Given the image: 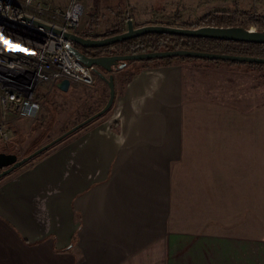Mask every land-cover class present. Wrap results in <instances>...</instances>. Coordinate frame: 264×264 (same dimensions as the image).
<instances>
[{
  "label": "crops",
  "instance_id": "obj_1",
  "mask_svg": "<svg viewBox=\"0 0 264 264\" xmlns=\"http://www.w3.org/2000/svg\"><path fill=\"white\" fill-rule=\"evenodd\" d=\"M90 9L81 36H101L119 24L103 26L105 14L93 13L92 22ZM155 63L114 72L116 96L107 114L0 181V264H264V197L256 182L264 175V136L256 137L252 154L241 155L236 150L247 147L232 152L235 140L191 133L192 95L213 91L225 103L234 94L249 96L248 105L258 109L257 70ZM203 70L222 81H200L201 92L187 79ZM74 84L96 94L85 119L106 105L103 80L91 88ZM21 120L12 126L20 130ZM234 159L245 160L244 167L227 168ZM243 174L256 193L241 199L229 181Z\"/></svg>",
  "mask_w": 264,
  "mask_h": 264
},
{
  "label": "rangeland",
  "instance_id": "obj_2",
  "mask_svg": "<svg viewBox=\"0 0 264 264\" xmlns=\"http://www.w3.org/2000/svg\"><path fill=\"white\" fill-rule=\"evenodd\" d=\"M67 1L68 0H53V3L61 4ZM81 2L85 7V11L87 4H90V18L93 17L91 16L92 13L96 16L105 14L106 18L102 23L103 26H110L112 23L116 22L120 25L123 24L125 29L126 21L129 19L133 20L134 24L138 27L153 24L183 27L184 25L198 24L206 15L221 12L249 13L250 16L254 18L264 17V4H257L254 0H81ZM110 21L112 23H110ZM250 26L257 27L258 31H264V25L260 23L248 24L247 28ZM175 62L181 63L179 61ZM193 62L197 64H214V62L200 60ZM237 67L242 73L249 72L248 70H254L246 65ZM237 67L234 68L237 69ZM255 70H257V72H254L256 74L253 76H258V84L260 87L256 102L260 104L258 109L255 110L254 105H248L249 96L246 97L242 95L240 97H233L235 96L234 94L228 96L227 103H225L226 98H224V101L217 102L216 98L220 99L221 95L217 96L212 90L211 95L204 94L203 97L198 94L192 95L193 111L197 112V116L194 118L193 123V125H195L194 133H191L211 137L215 134L216 136H223L227 142L235 140L233 142L234 149L232 152L236 150V147L244 145L247 147L248 151L245 152L246 149H243L245 151L239 152V148L236 150V152L238 151L237 154H252L254 152L253 145L255 144L256 137L259 138L264 136V68ZM215 74H218V72L216 71ZM195 76H197V78L187 79V82L193 89L197 86L200 88V81L204 84L208 83L210 86H214L216 81H222L221 77L214 75L213 72H206V70L201 72L195 71ZM242 83L248 86V80H243ZM200 89L201 92H204L202 88ZM94 93V89L78 88L74 83L71 84V88L67 93H63L57 89L53 90L44 101V108L39 119L34 121L22 119L21 122L23 127L20 130L12 126L14 138L8 142H0V153L16 154L18 158H25L39 148L60 137L77 124L83 122L85 117L89 115L90 111H92L89 106L93 104L96 98V94ZM227 95L228 94H226V96ZM82 100H85V102ZM203 109L207 110V116H202L200 114ZM226 111L233 117L232 120L234 123L227 120ZM223 112H225V115ZM71 136L45 151L44 154L42 153L43 155L34 158L22 168L41 159L57 146L67 141ZM227 163V168L229 167L230 169L237 170L238 167H244L245 160H227ZM211 176L212 172L210 178ZM237 177L238 182L236 184L229 181V185L238 186L236 198H250V194L253 195L256 193L255 190L250 191L247 181L248 175L243 174ZM256 182L257 196L262 198L264 197V175L259 174ZM229 192L228 197L233 198V190Z\"/></svg>",
  "mask_w": 264,
  "mask_h": 264
},
{
  "label": "built area",
  "instance_id": "obj_3",
  "mask_svg": "<svg viewBox=\"0 0 264 264\" xmlns=\"http://www.w3.org/2000/svg\"><path fill=\"white\" fill-rule=\"evenodd\" d=\"M254 1L264 4L263 0ZM84 15L81 0H71L64 9L46 0H0V142L14 138L15 121L39 119L44 101L61 81L95 85L93 67L74 56V43L64 36L81 35ZM33 21L61 33L36 26ZM83 36L91 38L94 32ZM3 40L18 47H10Z\"/></svg>",
  "mask_w": 264,
  "mask_h": 264
},
{
  "label": "water",
  "instance_id": "obj_4",
  "mask_svg": "<svg viewBox=\"0 0 264 264\" xmlns=\"http://www.w3.org/2000/svg\"><path fill=\"white\" fill-rule=\"evenodd\" d=\"M28 20V19H26ZM29 21V20H28ZM36 26L44 27L56 33H61L60 30L44 25L37 21H33ZM148 34H161L170 36H181L188 38L214 39L221 41H231L238 43H249L264 45V31L251 30L244 26L218 27V26H201L198 28L175 27L170 25L153 24L141 27H135L133 20H128L126 29L123 33L106 38H87L79 34L65 33L64 36L73 41L74 46L71 47L74 56L87 67H93L94 73L100 80H103L109 88V99L106 105L97 113L93 114L80 124H77L66 133L56 138L49 144L39 148L29 156L18 160L16 154L0 153V171L5 168L7 170L0 173V179L10 175L13 171L22 168L34 158L38 157L45 151L54 147L67 137L76 133L80 129L91 124L93 121L107 114L115 100L116 86L114 72L121 70L127 66L128 62L160 60L170 58H191V59H208L213 61H229L247 64L264 65L263 58H254L247 56H234L223 54H211L203 52H194L188 50L163 51L145 54H134L126 56H101L98 58L89 57L80 51L79 47L84 50L100 49L113 46L115 44L125 42L131 39L139 38ZM71 81L66 79L57 84V88L67 93L71 87Z\"/></svg>",
  "mask_w": 264,
  "mask_h": 264
},
{
  "label": "trees",
  "instance_id": "obj_5",
  "mask_svg": "<svg viewBox=\"0 0 264 264\" xmlns=\"http://www.w3.org/2000/svg\"><path fill=\"white\" fill-rule=\"evenodd\" d=\"M94 18L95 17L91 18L92 22ZM252 23H256V24L260 23L264 25V17L254 18L251 17L249 13L240 14V13L221 12V13L206 15L199 21L198 24L184 25L183 27L186 28H197L201 26L247 27L248 24H252ZM124 31H125L124 25L118 24L113 26L111 29L107 30L101 36L95 35L92 36L91 38H95V39H99V37L106 38L117 34H121ZM174 50H188L194 52L234 55V56H247V57L264 59V45L221 41L214 39L188 38L181 36L161 35V34L144 35L142 37L121 42L110 47L92 49L89 50L90 51L89 53H90V57L98 58L101 56H126V55L174 51ZM199 60L214 62L216 64L225 63L232 66L246 65L254 70L255 69L260 70L264 68V65L261 64H247V63H237V62H229V61H213L208 59H191V58H175V59L170 58V59H160V60L134 61V62H128L127 66L129 64L138 63V62L140 63L142 62L146 64L156 62L155 64H159V65H172L175 63V61L193 62Z\"/></svg>",
  "mask_w": 264,
  "mask_h": 264
},
{
  "label": "flooded vegetation",
  "instance_id": "obj_6",
  "mask_svg": "<svg viewBox=\"0 0 264 264\" xmlns=\"http://www.w3.org/2000/svg\"><path fill=\"white\" fill-rule=\"evenodd\" d=\"M79 49H80L81 52H83L84 54H86L87 56L90 57V53H89L90 51H89V50H84V49H82L81 47H79ZM21 159H23V158H19L18 160H21ZM7 169H8V168L3 169L2 171H0V173L3 172V171H5V170H7ZM21 169H23V168H20V169H17V170H15V171H13L8 177H10V176L16 174V173L19 172ZM8 177H6V178H8ZM3 178L6 179L5 177H3ZM3 178H1L0 181L4 180Z\"/></svg>",
  "mask_w": 264,
  "mask_h": 264
},
{
  "label": "snow or ice",
  "instance_id": "obj_7",
  "mask_svg": "<svg viewBox=\"0 0 264 264\" xmlns=\"http://www.w3.org/2000/svg\"><path fill=\"white\" fill-rule=\"evenodd\" d=\"M0 39H2V38H0ZM3 43L4 44H6V45H9V41H7V40H3ZM10 47H18V46H15V45H9ZM21 51H24V49H20Z\"/></svg>",
  "mask_w": 264,
  "mask_h": 264
}]
</instances>
